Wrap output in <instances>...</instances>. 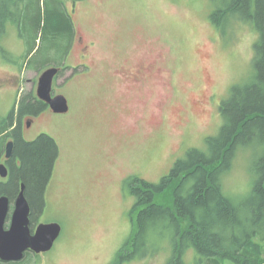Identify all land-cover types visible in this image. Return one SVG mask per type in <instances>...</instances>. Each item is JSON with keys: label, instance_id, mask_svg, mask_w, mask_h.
<instances>
[{"label": "rangeland", "instance_id": "obj_1", "mask_svg": "<svg viewBox=\"0 0 264 264\" xmlns=\"http://www.w3.org/2000/svg\"><path fill=\"white\" fill-rule=\"evenodd\" d=\"M57 2L48 0L43 8ZM61 3L78 33L67 53L61 38L35 41L32 21L24 31L11 24L1 42L0 118L24 95L37 96L39 78L52 66L63 68L55 93H66L72 106L65 116H39L24 132L28 141L50 134L60 146L39 220L59 222L63 231L51 251L20 264H167L169 241L150 256L118 259L132 233L135 203L120 193V181L129 174L159 183L188 150H208L207 138L223 125L219 102L229 99L233 83L252 79L258 34L238 21L219 33L210 0ZM30 9L35 16L36 3ZM91 41L96 44L81 57ZM140 65L151 67L147 80H126ZM67 79L71 85L64 87ZM262 153L254 139L238 149L222 178L227 194L242 197L252 189L253 164ZM185 259L194 264V251Z\"/></svg>", "mask_w": 264, "mask_h": 264}, {"label": "trees", "instance_id": "obj_2", "mask_svg": "<svg viewBox=\"0 0 264 264\" xmlns=\"http://www.w3.org/2000/svg\"><path fill=\"white\" fill-rule=\"evenodd\" d=\"M47 1L0 0V51L9 26L24 31L29 21L33 23L35 41L39 36L61 38L66 53L70 50L76 32L73 19L62 8V0L43 8ZM210 1L214 8L211 20L218 31L227 32L238 21L249 23L257 32L252 79L234 86L221 105L223 125L217 136L207 138L208 150H188L159 183L137 175L125 180L135 203L130 212L132 233L118 253L121 261L150 256L169 241L172 254L167 264H187L189 250L194 251V264H264V0ZM34 3L35 16L30 9ZM54 47L60 48L57 44ZM45 108V102L30 93L20 99L8 117L0 118V151L14 133L15 153L21 159L20 167L12 164L10 180L0 185V195L14 200L20 182H24L32 220L46 206V189L60 147L47 133L34 141L25 140L20 123L27 114ZM250 139L263 146V153L253 164L257 179L247 194L231 196L224 191L222 178L238 149ZM29 255L21 261L0 260V264H20Z\"/></svg>", "mask_w": 264, "mask_h": 264}, {"label": "water", "instance_id": "obj_3", "mask_svg": "<svg viewBox=\"0 0 264 264\" xmlns=\"http://www.w3.org/2000/svg\"><path fill=\"white\" fill-rule=\"evenodd\" d=\"M59 73L60 68L57 66L49 67L43 71L39 78L37 96L49 104L54 112L65 113L69 110L67 97L64 94H53L54 81ZM14 147V140L7 142V158L13 156ZM0 176L2 178L9 176V169L5 164H0ZM25 188V183L22 182L12 212L10 197L8 195L0 196V260L4 262L21 261L28 250L36 253L48 252L62 234L63 227L56 221L41 222L34 231L31 229V205ZM9 215L10 224L7 226Z\"/></svg>", "mask_w": 264, "mask_h": 264}, {"label": "flooded vegetation", "instance_id": "obj_4", "mask_svg": "<svg viewBox=\"0 0 264 264\" xmlns=\"http://www.w3.org/2000/svg\"><path fill=\"white\" fill-rule=\"evenodd\" d=\"M217 29V28H216ZM219 33H221L222 35H224L226 32L225 31H219ZM77 29H76V32H75V41L77 40L76 39V36H77ZM78 40H79V42H80V44H83V42L85 41V40H83V37L82 36H78ZM93 44H96L95 43V41H91L90 43H88V44H86V45H84V46H82V50H81V57H86V55H87V50H88V47L89 46H92ZM255 44V43H254ZM79 65H86V62L84 63V62H80V64ZM59 68H60V73H59V75L62 73V71H63V68L62 67H60V66H58ZM147 69H151V67H147V66H143V65H140L138 68H136V70L135 71H133V72H128V75L125 77L126 78V80H128L129 82H131V83H134V84H137V85H142L146 80H147V77H146V75H147ZM68 80H70V79H67L66 81H65V85H64V87L65 86H70L71 85V82L70 81H68ZM238 84H240V83H233L232 85H231V87H230V91L232 90V88L234 87V86H236V85H238ZM63 87V86H62ZM53 94L54 95H57L56 93H55V81H54V85H53ZM65 96L67 97V99H68V102H69V110L67 111V112H65V113H56V112H54L53 110H52V108L49 106V104H47V103H45L46 104V108L43 110V111H41V112H37V113H32V114H27L26 116H24L23 118H22V120H21V124H20V128H21V135L23 136V138H24V132H25V130L27 129V126H28V128L29 127H31L32 126V123H33V121H35L36 120V118H38L39 116H41V115H43V114H48V115H50V117L52 118V117H56V116H65V115H68V114H70V112H71V110H72V106H71V101H70V99L68 98V96L66 95V93H65ZM226 99H223V100H221L220 102H219V107H220V109H221V105L224 103V101H225ZM223 119V118H222ZM224 121V120H223ZM28 123H30V125H28ZM18 125V123H17V120L15 121V126L16 127H18L17 126ZM25 139V138H24ZM10 140H14L15 141V147H14V154H13V156L11 157V158H7L6 157V147L2 150V151H0V164H5L7 167H8V169H9V176L7 177V178H4V179H6V181H1V184L2 183H4V184H7V182L10 180V177H11V168H12V164H14L16 167H20L21 166V159H20V157L18 156V155H16V153H15V150H16V137H15V134L14 133H12L9 137H7V139H6V141L8 142V141H10ZM26 140V139H25ZM6 145H7V143H6ZM60 147V146H59ZM59 156H60V153H59ZM59 156H58V158H57V160L55 161V164H54V169H53V174H52V179H53V177H54V174H55V170H56V166H57V163H58V160H59ZM137 176H139V175H137ZM130 177V175L128 174V175H125L122 179H121V181H120V188H119V190H120V193L121 194H123V195H127L128 194V191H127V188L125 187V180L127 179V178H129ZM139 177H141V176H139ZM142 178V177H141ZM51 179V180H52ZM52 182V181H51ZM51 182H50V184H51ZM21 183H22V181L20 182V186H21ZM0 184V185H1ZM49 187H50V185H48V187H47V189H46V193H47V191H48V189H49ZM19 192H20V188H19V191H18V193H17V195H16V197H15V199L17 198V196H18V194H19ZM0 196H2V195H0ZM15 199L14 200H11V212H12V210H13V208H14V201H15ZM44 211V210H43ZM42 211V212H43ZM41 212V213H42ZM41 213L40 214H38L37 215V217L36 218H34V220H32V209H31V215H30V220H31V229L34 231L36 228H37V226H38V224H40L41 222H43L42 220H39V218H40V215H41ZM45 222H47V221H45ZM52 222V221H51ZM9 224H10V215H9V217H8V219H7V226H9ZM63 231V230H62ZM55 244H56V242H55ZM55 244H54V246H55ZM54 246H53V248H54ZM52 248V249H53ZM51 249V250H52ZM50 250V251H51ZM43 253H46V252H41V253H36V252H34V251H32V250H28V251H26L25 252V256H24V258H26L27 256H28V254H30L29 256H36V257H38L39 255H41V254H43Z\"/></svg>", "mask_w": 264, "mask_h": 264}]
</instances>
